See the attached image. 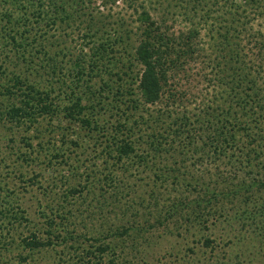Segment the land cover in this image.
<instances>
[{"label": "rangeland", "instance_id": "374dc122", "mask_svg": "<svg viewBox=\"0 0 264 264\" xmlns=\"http://www.w3.org/2000/svg\"><path fill=\"white\" fill-rule=\"evenodd\" d=\"M86 1V8L81 11L83 23L79 20L60 27L58 24L44 26V31L37 27L40 31L32 32L31 36L37 34L35 41H27V51L33 56H28L26 51V59L20 57L16 55L14 43L7 46L6 40L0 41V46L3 45L0 77L5 83L15 74L42 88L51 89L52 85L56 90L53 95H58L55 100L60 105L68 103L65 92H69L68 87L74 83L76 73L86 78L94 77V88L101 86L100 91H103L96 100L83 102L88 116L92 117L91 113L96 116L101 133L91 131L94 123L89 129L64 116L37 117L35 122L23 125L0 119V205L10 203L15 210L19 207L28 219L16 224L12 234L7 235L5 250L1 249L4 245H0V264L2 261L17 264L19 254L26 256L22 264H82L84 260H80V256L85 255L84 249H94L93 243L98 238L111 242L112 246L100 257H90L92 262L85 264H264V211L260 213L256 209L248 218L234 216L232 212L245 207L239 203L242 198L263 201L264 164L260 162H264V155L259 161L252 160L254 164L244 165L245 156H241L246 149L242 146L247 144L248 138L236 130L235 144L238 146L229 148L224 141L219 146L222 151L214 153L210 144L213 131L209 130L210 126L207 128L208 124L204 127L201 120L195 118L204 117L208 111L218 114L217 111L226 109L228 104L225 87L216 82V66L209 48L213 26L221 22L222 12H216L213 4L216 0ZM6 7L0 0L1 33L5 25L1 15ZM143 10L172 37L197 28L196 42L205 50L195 63L187 66V72L170 78L168 90L173 88L184 93L176 103L168 100L165 92L162 101L152 106L139 105L134 110L125 106L119 110L111 109L113 100L119 95L116 92L119 87L125 91L135 87L132 78L139 65H135L130 53L140 36L138 16ZM49 15L53 17L51 11ZM254 17L252 31L264 25V17ZM87 24L91 26L90 30L86 29ZM261 32L264 37V28ZM99 43L103 44V49L96 54V63L92 49ZM36 56L39 59L50 57L49 63L56 65V73L51 74L50 67L37 66L39 59L35 60ZM100 56L102 58L98 59ZM76 61L80 62L79 66ZM124 95L127 97L128 94ZM12 102H15L14 98L0 96V107ZM233 108L240 112L238 106L233 105ZM159 110L172 111L170 117H162L165 124L185 114L188 121L193 120L192 126L197 132L194 131L192 136L182 133L175 140L169 136L162 142L160 151H150L141 115H154ZM129 115L139 121L137 125L132 123L136 128L140 126L133 135L137 144L131 155L118 160L113 151L114 144H109L111 140L106 139L108 136L104 131L108 127L112 132L111 124L115 119L119 117L124 121ZM199 126L203 127L201 133ZM27 142L33 146H28ZM262 143L260 149L264 153V141ZM255 145L247 144L253 150L257 149ZM24 154L27 160L22 158ZM167 170H173L172 177L179 178L180 183L175 184L172 179L161 180L164 175L159 179L158 175ZM222 178H229L233 185L238 181L248 185L252 179L256 182L240 189L242 197L237 199L236 205L225 204L221 194L227 187ZM211 179L213 181L209 183ZM70 186L77 187L80 192L66 193ZM232 188L230 184L229 189ZM64 194L68 195L67 199L63 198ZM217 194L220 197L213 199V203L206 202L207 197ZM203 199L202 203L195 202ZM49 207L64 210L65 219L56 222L52 229L57 236L50 245L38 250H24L20 247V234L44 233L46 216H50ZM229 208L233 210L227 214ZM208 211L212 212L208 214ZM119 225L142 226L149 235L147 243L134 252L128 239L134 232L125 235L123 238L127 240L123 242L116 229ZM65 235L67 240L60 243V236Z\"/></svg>", "mask_w": 264, "mask_h": 264}, {"label": "trees", "instance_id": "16d2710c", "mask_svg": "<svg viewBox=\"0 0 264 264\" xmlns=\"http://www.w3.org/2000/svg\"><path fill=\"white\" fill-rule=\"evenodd\" d=\"M86 2V0H3V3L8 7L1 15L5 25L2 27V33L0 32V41L6 40L5 44L7 46L14 43L13 45L17 49L16 55L19 54L20 57L25 58L24 53H26L29 46L27 41H35L34 38L37 33L34 36H31V34L33 31L36 32L37 27L44 31V26L50 27L58 24V27H60L62 24L69 25L79 20L83 23L85 20L82 19L83 13L81 11L86 8ZM213 4L216 5V12L222 13H220L221 17L219 19L221 22L219 25L214 24L213 26L214 34H211L212 41L209 43V48L213 53L212 62L216 66V82L218 85L225 87L224 92L228 93V104L226 109L217 111L218 114L208 111L205 112L204 117L197 116L195 118L197 121L201 120L203 126L208 124L206 125L207 128L210 126L209 130L213 131V134L210 135L212 139L210 144L213 146L214 153L222 151L223 148L220 150L219 146L221 147V143L224 141L225 145L226 143L229 144V148L238 146L235 144V130L246 134L248 138L246 143L248 145L255 143L258 149H254V151L247 144L242 146V149H246L245 153H242L243 156L241 157L245 156L242 161L245 163L244 165L250 166L254 164L252 160L258 159L259 161L260 156L264 155L262 153L263 150L260 149L264 141V37L261 32L264 25L260 29L257 28L256 31H252L254 28L251 25L255 19L254 15L264 17V0H216ZM15 10L17 11L16 15ZM49 11H51L53 17H50ZM206 13V16L209 17V13ZM138 20L140 21L138 27L140 36L137 43L132 47L133 52L130 53L135 65H139V70L132 78L135 87L131 90L127 89L128 91H125L126 89L120 90L121 87H119L116 91L119 95L113 100L111 109L119 110L125 106L134 110L139 105L152 106L162 101L165 92L168 93V100L176 103L182 98L181 96L184 93H179L173 88L168 90L170 78L178 73L187 72V66L195 63L202 56V51L205 50L199 45V42H196L199 30L195 27H192L185 34L172 37L173 35L162 30L161 25L155 19H152L151 15L145 10L140 12ZM9 25L10 29L7 30ZM87 25L86 29L90 30L91 26ZM83 36L87 37V35ZM2 46H0V55L3 54ZM101 48L103 49V44L99 43L97 47L92 49V58H94L96 63L95 57L96 54L102 52L100 51ZM37 53L39 54L40 52L37 51ZM45 53L44 51L43 54ZM28 56H33V54L29 52ZM99 58L102 57L100 56ZM34 59L38 60L39 56L34 57ZM49 61L50 57L40 58L37 66L43 67V69L50 67L51 74H55L56 65L49 63ZM76 64L79 66L80 62L76 61ZM129 70L131 69L129 68ZM93 78L91 76L87 78L78 76L76 73V77L73 79L74 83L69 87L67 86L69 92H65L68 103L60 105L55 100L58 99V95H53L56 90L52 85H50L51 89L42 88L41 85L29 82L28 78L15 74L9 77L6 83L0 77V96H10L15 99V102L3 108L0 107V119H4L13 125H23L26 122H35L37 117L64 116L70 120L80 122L84 125L83 127L89 129L94 123L93 126L96 128L93 127L91 131L98 133L100 129H98L99 122L96 116L91 113L92 117H89V112L85 111L87 106L84 107L83 104L85 100H96L101 96L100 94H103V91H100L101 86H98V89L94 88ZM121 91H125L124 94H128L127 97L121 94ZM221 97L224 98L222 93ZM233 105L238 106L240 112L235 110ZM88 108L93 110L94 106L88 105ZM162 111L159 110L154 115L148 113L146 117L141 115V123L145 125L144 128L147 130L150 151H160L163 146L162 142L167 140L169 136L174 137L173 139L175 140V137L182 133L192 136L194 131L197 132L196 128L192 126L193 120L189 119L188 121L185 114L175 117L168 124L163 123L165 121H162V117L165 115L170 117L172 111L168 113ZM134 118L129 115L126 120L122 121L118 117L111 124L112 132L108 131V127L104 131L105 135L108 136L106 139L111 140L109 144H114L113 151L118 160L128 157L135 151L137 141L133 139V135L138 132L137 128L140 126L136 128L132 125V123L137 125L139 122ZM202 128L199 126V133L203 130ZM118 135H122V137H118ZM227 138H230V140ZM27 144L30 147L33 146L31 143L27 142ZM236 148L238 149L239 147ZM251 152L253 156H251ZM26 157V154L22 155L24 160H27ZM260 164H264V162L261 161ZM173 172V170H167L165 173L159 174L158 177L160 179L164 175L161 180L172 179L173 183H180L179 178L172 177L171 174ZM255 180L252 179L248 185L254 184ZM212 181L211 179L209 183H212ZM218 182L219 178L216 179V183ZM222 182L227 187L226 192L221 194V199L225 200L222 203L236 205L237 199L242 197L239 193L240 189L248 185H244L243 181H238V184L233 185V181L229 180V178H222ZM230 184L233 186L231 190L229 189ZM77 192L80 191L74 186L66 189V193L70 195H74ZM219 195L207 197L206 202L213 203L212 200L218 199L217 196ZM63 198L67 199L68 195L64 194ZM201 200H196L195 202L202 203L205 199ZM239 203H243L245 207L236 211H232L233 208H229L227 214L232 211L234 216L241 217V215H245L248 218L253 212H256V209L260 213L264 211V199L263 201H251L248 198H242ZM16 209L10 203L0 205V245H4L7 241V235L12 234L16 224H20L23 220L28 221L23 215L24 211H20L19 207ZM49 212L50 216H46L44 233L31 231L29 235L23 236L20 234L19 242L21 248L24 250H38L54 241L53 237L57 235H54L52 231L53 226L56 222H63L65 214L55 207H49ZM211 212L208 211V214ZM61 213L62 215H60ZM167 214L171 216V213L168 212ZM116 229L119 231L120 238L125 235L129 236L130 231L134 232V235L131 234L132 236L130 235V238H128L131 241L130 245L134 252H137L143 243H147L149 235L140 225H119ZM60 237V243L67 240L66 235ZM11 238L14 237L11 236ZM98 239L96 243H93L94 249H84L85 255L80 256V260H84L82 264L92 262L90 257H100L101 254L111 248V242ZM14 240L12 239V241ZM122 240L125 242L124 240L127 239L123 238ZM6 248L4 245L1 249L5 250ZM96 252H98L97 255ZM25 261L26 256L19 254L17 264H22ZM1 264H8V262L2 261Z\"/></svg>", "mask_w": 264, "mask_h": 264}]
</instances>
